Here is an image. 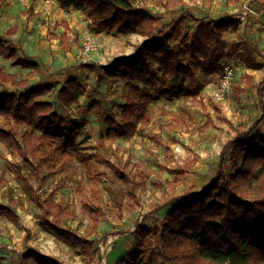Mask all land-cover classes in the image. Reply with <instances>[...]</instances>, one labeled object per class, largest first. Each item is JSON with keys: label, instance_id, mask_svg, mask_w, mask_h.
<instances>
[{"label": "rangeland", "instance_id": "obj_1", "mask_svg": "<svg viewBox=\"0 0 264 264\" xmlns=\"http://www.w3.org/2000/svg\"><path fill=\"white\" fill-rule=\"evenodd\" d=\"M215 1L222 7L237 0H185L183 6L171 10L148 0H134L133 5L151 13L157 31L168 30L174 20L186 15L183 35L189 41L199 24L198 13L208 6H218ZM253 2L249 0L246 6ZM257 10L262 18L264 11L259 6ZM241 16L243 32L239 39L246 40H239V51L245 60L227 59L236 71L225 100L217 102L208 96L216 89L220 72L206 73L202 61L191 64L194 82L188 77H170L156 65L153 82L157 87L182 84L187 94L158 98L152 91L148 124L140 126L132 137L112 142L105 137V126L88 109L92 101H98L119 113L125 84L149 86L140 76L127 81L105 69L122 56L135 55L146 38L117 30L98 32L84 11L62 9L56 0H10L0 9V36L17 47L19 57L40 66L39 72L30 76L32 69L14 66L8 54H0V70L28 79V86L20 90L52 85L53 92L44 99L64 117L83 123L75 159L57 168L38 194L42 198L55 194L57 202L70 206L76 218L67 227L91 241L89 247L80 249L44 229L40 210L9 167V162L20 160L0 143V205L10 207L19 218L15 223L0 216V264H38L33 259L23 261L28 248L65 264H101L104 258L107 264H119L135 249L136 234L141 229L152 239L167 212L177 204L174 201L205 189L215 180L221 161L227 167L226 174H230L231 143L241 135L252 138L257 127L264 129V25L259 21L250 24L246 16ZM62 22L69 26H61ZM13 27L17 32L9 35ZM64 35L72 38L71 52L60 43ZM87 36L94 39L96 47L83 55L82 42ZM175 45L171 42V47ZM70 78L76 79L85 93L78 102L64 107L57 102L56 93ZM235 85L239 89H234ZM4 87L15 90L11 84ZM9 124L0 116V128ZM80 193L99 201L98 219L85 212ZM248 197L264 200L263 164L258 165ZM26 229L30 230L27 246Z\"/></svg>", "mask_w": 264, "mask_h": 264}, {"label": "trees", "instance_id": "obj_2", "mask_svg": "<svg viewBox=\"0 0 264 264\" xmlns=\"http://www.w3.org/2000/svg\"><path fill=\"white\" fill-rule=\"evenodd\" d=\"M10 0H0V9ZM62 9L84 11L98 32L136 33L146 40L133 56H122L105 69L131 81L140 76L148 87L132 83L124 85L121 111L114 112L98 101H92L89 111L96 114L105 126V137L114 142L121 137H132L139 127L148 124V105L153 96L158 98L182 97L187 94L184 85L159 88L153 82L155 66L164 69L170 77H188L195 81L192 62L202 61L206 73H218L228 58L245 60L239 51L240 42L230 44L224 39L235 22L220 19L199 22L186 41L182 14L168 30L157 31L155 18L144 9H135L134 0H56ZM166 10L179 8L185 0H148ZM68 27L67 22L60 23ZM16 27L7 33H16ZM56 39V37H53ZM71 36H61L60 43L72 51ZM176 42L171 47V42ZM0 54H8L14 66L30 68L34 76L40 70L37 63L19 57V50L0 36ZM11 84L14 91L4 87ZM28 79L0 70V116L10 122L0 128V143L19 163L9 162L11 171L23 183L30 200L40 210V224L46 231L70 246L80 249L90 246L87 238L67 227L76 218L70 206L56 201L55 194L42 198V189L59 167L69 165L79 152L78 137L83 123L64 117L44 96L53 92L52 85L27 87ZM234 89H239L235 85ZM85 89L74 78L68 79L57 91V102L67 107L79 101ZM264 103V94L262 95ZM264 108V105H263ZM230 174L224 161L215 180L205 189L185 194L164 217L160 228L151 239L148 232L136 230L135 249L119 264H264V200H250L249 187L259 164L264 165V129L258 128L252 138L237 136L231 143ZM222 181V182H221ZM1 182V180H0ZM83 209L98 219L99 201L80 193ZM182 200V201H181ZM0 216L18 223L14 210L0 205ZM30 236L26 229L25 244ZM38 264H65L56 257L47 256L32 248L23 254V261Z\"/></svg>", "mask_w": 264, "mask_h": 264}, {"label": "crops", "instance_id": "obj_3", "mask_svg": "<svg viewBox=\"0 0 264 264\" xmlns=\"http://www.w3.org/2000/svg\"><path fill=\"white\" fill-rule=\"evenodd\" d=\"M200 1V0H198ZM216 3H219L218 6H208L205 9H201L200 13H198L197 15V22H212V21H217L220 19H233L235 24L233 26V28L227 32L224 35V39L226 40L227 43H231L233 41H242V40H246V39H239V36L242 35L243 29L241 27V21L239 20L241 14H244V8L246 6V3L249 2V0H237L235 2H229L228 5H220V2L215 1ZM209 3V2H208ZM254 3V4H253ZM252 3L251 7V11L247 13L246 15V20L251 22H262L264 25V16H262V18L259 16V12L257 10L258 6L260 7V9H262V12L264 11V4L262 5L261 3H263L261 0H254V2ZM190 8L193 9V7ZM69 10H72V8H70ZM264 14V13H263ZM242 17V16H241ZM258 26V24L256 25ZM247 32V31H246ZM249 35L248 37L251 36L250 31H248ZM254 36V35H253Z\"/></svg>", "mask_w": 264, "mask_h": 264}, {"label": "built area", "instance_id": "obj_4", "mask_svg": "<svg viewBox=\"0 0 264 264\" xmlns=\"http://www.w3.org/2000/svg\"><path fill=\"white\" fill-rule=\"evenodd\" d=\"M21 1H27V0H21ZM249 11V7L245 6V11H244V17L247 15ZM95 41L94 39H92V37L87 36L85 38V41L82 42V47H83V51L82 54L83 55H88L90 54V51L94 50ZM235 65L233 63H230L228 61H225L222 63L221 66V71L219 74V78H218V82H217V87L213 92L209 93V97H211L212 99H214L217 102L223 101L226 99L228 93L231 90L232 87V83L235 77ZM142 221V218H141ZM101 264H107L106 259H102Z\"/></svg>", "mask_w": 264, "mask_h": 264}, {"label": "bare ground", "instance_id": "obj_5", "mask_svg": "<svg viewBox=\"0 0 264 264\" xmlns=\"http://www.w3.org/2000/svg\"><path fill=\"white\" fill-rule=\"evenodd\" d=\"M229 44V43H228Z\"/></svg>", "mask_w": 264, "mask_h": 264}]
</instances>
